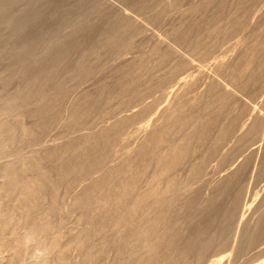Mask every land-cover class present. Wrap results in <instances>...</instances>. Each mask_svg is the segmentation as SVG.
<instances>
[{
  "label": "rangeland",
  "instance_id": "1",
  "mask_svg": "<svg viewBox=\"0 0 264 264\" xmlns=\"http://www.w3.org/2000/svg\"><path fill=\"white\" fill-rule=\"evenodd\" d=\"M76 1L78 2V4ZM198 1L201 5L204 0H154L151 1L149 4L144 5V7L138 5V0L0 1V5L2 4L0 8H2L3 11L2 12L0 9V103H3L10 98L17 97V93L21 92L23 88L26 89L25 80L20 75L19 71H17L14 75L9 74V70L15 58V55L18 54L23 43L28 44L36 41L38 42L37 46L34 48L32 53L26 60L25 64L29 66L33 64L35 59L45 53L46 48L48 50L49 48H53L62 41L71 40L76 38L77 36L80 37L83 33L82 29L89 27V25H98L100 27L99 30L95 31L92 34V40H90L89 42H85L80 46L79 44H73L71 46L68 53L67 61L69 62V58L71 60L70 62L72 63V65L70 62L68 63L65 61L57 66L56 70L64 76L63 85L68 88L65 97L61 101L60 111L59 115L57 116V119L46 129H44L43 132L41 131L38 134V129L36 127L38 126L37 118L32 116L30 114V111L28 110L32 108L35 109L34 107L42 103V96H39V94H36L27 106H23L22 102L19 101L16 108L0 114L3 120H6V122L9 121L7 123H10V121H13L12 123L18 122L12 132V135L10 136L11 140L9 137L5 138L6 140L2 138L3 144L7 141V143H5V145L3 146L2 140H0V146H2L0 147V205L7 207L6 209L1 207L2 210L4 209L5 213H2L3 211L0 209L2 211H0V217H6L5 219H2V217L0 218V225L2 222V224H4V227L2 226L4 229H1L2 227L0 226V245L2 244V240L3 242L6 241V243L4 242V244L0 246V264H40L39 261H41V259L43 260L44 257L46 259L48 258V261L51 264H55L56 261H61L62 258L60 260L59 257L62 256H58L59 254H56L58 250L54 248L56 250L55 252V250L51 248L52 246L47 245L48 241L49 243H51V238L54 234L59 236L60 248L62 246L63 250L67 248L64 250V254L66 255L64 259L66 260L65 262L61 261V264H135L136 262V264H138L137 260L141 258V253H138L139 248H137L140 245L139 243L141 242H139V239H137L140 236L139 232L143 229L142 225H144V223L148 220V216L150 219V216L156 215L159 212H157V210H161V207L159 208V206H162L164 202H162V204L160 205L158 204L159 206L157 205L155 206V208H150L152 210H148L149 213L145 212V216L143 215L142 219L138 220V222L140 220L142 222L140 221L139 223H136L137 226L134 225V228L137 229V231L132 230V234L128 235L129 238H125V243L123 242L124 239L122 237L121 241L118 239L120 238V235L118 233L119 231L116 229V226L118 227V225L116 224L118 223L117 221L115 222V220L114 222L116 224L113 223L115 225L110 226L109 223V225L107 224V226L109 227L104 228L106 230L101 231V229L103 228L102 227L100 229V232L96 231V233L95 231H93L91 232V234H94L90 235V232H88L89 228H87V225L89 223L88 220L89 218L94 217L96 214L100 215L101 213L99 212V214L97 213V211H93V208L89 203L83 204V206L77 205L74 199L76 195L78 193H81V191L84 190V188L88 186V184H91L95 178H98V176H103L104 174L102 173H105V169H107L108 166H113L114 164L117 165V163L122 160L121 156L124 154L123 152L129 150H131L132 152L133 150L138 148L139 144H141L143 140L149 137V132H151L150 130H154L155 128L159 127L161 125L160 123L162 122L163 124H165L167 122L166 118L168 117L169 119L170 115L172 116L180 112L183 113V109L184 111H191L192 105L195 114L200 113V115H198L200 116V118L204 117L203 119L207 120L212 117L215 119L216 113L217 117H219L217 118L219 120L216 119L217 121L215 122V125H213L212 129L214 131L211 130V135L207 140L208 142H210L209 146L214 145L213 143H215V141L217 140H215V138L219 137L218 135H221L222 128H224V125L230 124L228 119L231 120L233 117H235L236 121L234 126L232 127L234 131L231 130V132L226 135L228 137L225 136L224 138H222L225 140H221L223 144L220 143V141V145L218 144L219 146H216V153L214 152V154H211L212 156L209 155L208 158L206 157V154H208L210 148L209 146H206L207 141L205 142L206 150L204 151V144L198 143L199 139L196 140L198 138V136H196V139H193L190 146V148L192 147V150L194 151H191L193 157L189 155L187 157L188 159L186 158L187 160L185 159L184 162H182L184 164H180L181 166L177 168L178 172L176 174H179V177L177 175V181H179V185L177 187L179 189L180 186V188H182V192L179 191L180 189L177 190L175 188L173 192L174 200L172 201L173 203L171 204V206L174 207V205L178 204L180 206V203L186 204L185 200L188 202V200L192 197L191 195L194 193L196 197V202L198 201V205L195 204L196 206L194 208L196 209L199 205V208H201L202 205V209L200 210L203 211V209L206 208L204 207L205 200H207L208 197L210 198L220 193L219 201H217L218 203H220V206L218 205L219 207L217 206L218 208L216 209V212L218 213L217 216H219L217 217L216 215H214L216 217L215 221L213 222L214 229L211 228L215 231L211 232L210 229L211 233H207L211 234L212 236L213 234L214 236H216L215 234L217 232H220V234L217 233V238L215 240L213 239L214 242L212 241V246L207 249V252L202 256L199 262H197L196 259L197 255L191 259L192 261H195L192 262L190 260V262H192L193 264H264V233L255 237L252 240L249 238V235L251 237L252 232L258 228V225L261 222L260 219H262V215H264V39L262 40V34L259 35L261 39L256 37L259 28L260 32L261 30H263L264 33V28H262V26H264V0H255L254 2L249 1L250 3L247 2V5L249 7H245H248V9L245 8L242 11L239 9V5L235 3L237 2V0H230V5L227 4V7L224 9L225 11L222 12L225 16L221 13V15L219 14L220 17H222L223 15L225 20L223 19V17L220 18L219 15H217L216 17L210 19L209 22H206L203 27L196 30V33H192L188 37L180 39V36H178L179 30L186 28L184 27L185 25H190L191 23L188 24L189 20L193 21L201 19V16L205 14V12L203 13L202 9L199 10L202 15L199 14V12L194 13V11L192 10L198 4ZM82 2L84 3V5ZM234 3L236 4V6ZM200 5L198 4V6ZM211 7H213V5ZM211 7L209 9H211L210 11L213 12L214 8L212 10ZM209 9L208 12H210ZM70 10L71 12H69ZM189 10H192L194 15H196L193 16L192 13H190L192 11ZM233 10L234 12L236 10H239V13L238 11L236 12L238 13V16L242 15L241 17L244 22L246 21L245 23L243 22L242 25V27H245L246 29L240 30L237 27L235 29H232L231 31L228 28L229 23L231 21H227L226 16H228V18L231 17V19L235 16L238 17L237 13H234V16L231 14L233 13ZM189 13L191 15H189ZM101 18H103L105 21L101 20ZM116 18L122 19L121 22L123 21L124 24L119 21L120 25L119 23H117L118 26L116 23V25H113L112 22L115 21ZM226 22L229 23L227 24ZM20 23H22V25ZM219 23L222 24H220L219 26ZM246 23L248 24V26ZM4 24L6 25V27ZM216 24L220 28L223 27L222 30H224V27H227L229 30L226 28L224 31H222L220 30V28L215 26L216 28H218V31L220 30V32H223V34H217L218 32H215L216 28L213 27ZM110 25L112 26V28H115V31L111 28ZM123 25L124 27H130V29L125 28L129 33L125 31L121 33ZM116 27L121 28L117 29L119 32H116ZM211 27H213L215 30L213 28L212 30ZM104 28L110 30L109 35L108 32L107 34H105V31L107 30H105ZM103 29L105 30L104 35H107L106 37H109L111 41L107 38L106 41L103 38L105 36H101L100 31H102ZM208 29L210 30V32L208 31ZM118 33L127 34L125 40L126 42L124 41L122 46L120 45V48L113 49L111 53L107 49L110 44L113 43L112 41H114L116 37H118ZM209 33H211V37L208 35ZM251 33H253L254 37ZM206 35L208 36V38ZM255 37L257 39H255ZM196 38L200 40L203 39L200 41L201 45L199 44V47L196 46L199 42L198 40H196ZM203 41L205 43H202ZM194 42H196V48L193 46ZM259 42H261V44ZM254 43L255 46L252 45ZM246 44H250L253 49H250L251 46H246ZM206 46L207 49L208 47L210 48L206 50ZM247 47H249L248 49L251 51L247 50L248 53L246 51L247 55L245 56L246 53L243 52H245ZM258 47H261L263 50L261 48L258 49ZM156 49L160 51L166 50L169 54V57L164 61L162 65L158 63V58H156L159 56V54L157 55V53L159 52H155ZM204 49V54L207 51L205 56H203V54H201L202 52H200ZM259 51L261 52L259 53ZM242 54L246 57V59H244L245 57L241 56ZM250 57L252 58V60ZM97 58L100 59L97 62V65L94 67L93 71L90 72V74L86 75L85 77L79 80L73 79L72 73L75 71V65L78 61L84 60L89 62L90 60H94ZM140 58L146 59L145 66L139 70L134 69L136 68V63L139 61ZM243 59L245 60L246 64H244ZM255 59H257V62L255 61L256 64L254 62ZM258 59H260V61ZM238 62H241L242 65ZM234 65L236 69L233 68ZM253 65L254 67H252ZM127 68L134 69L139 76V80L135 86V91L138 90L137 92L141 94V96L139 95V97H135V93L131 90H128L126 92H120L121 88H119L120 84H118V82H121L122 80H130L129 76L123 74L124 69ZM249 69H251V71H249ZM172 70H174V72H172ZM252 71L257 73L258 76V80L255 83L251 81L253 75ZM248 76H250L251 79ZM159 81H161L160 84L158 83ZM104 82L110 84L111 89L109 90V92L104 93V101H102V103L100 104L102 108H100L99 106L86 116L87 118L84 119L85 121H82L81 123L76 125L70 124V127L66 128L65 126H69L67 122H70L71 120V118L69 117H71V114L73 112L72 110L74 109L73 107H75L77 103H79V101H81L86 96H89V99L92 102L95 101V98L98 96V91ZM246 82L248 83L247 86H245L247 84ZM213 89H215V92L223 90L219 92L222 97H220V99L223 104L221 103L220 99H218V97L220 96L218 95L219 93H215L214 91H212ZM224 90L227 91L224 92ZM49 92L50 94H52V89H49L48 93ZM194 99L196 101L198 99L197 102H199L198 104L200 106ZM190 100H193V103L190 104ZM194 101L196 103H194ZM200 102L204 105H201ZM205 103L207 105L209 104V107ZM219 103L223 109L224 107L226 108V111L222 112L223 110L221 109ZM185 106L188 109L185 110ZM196 106H199V108H196ZM202 106H204V108ZM205 108L207 111L205 110ZM210 109L212 111H209ZM134 110L135 112L138 110L140 112L142 110L144 111H142V115L139 114L140 117L136 115L138 117H136L131 122L127 123L119 130L120 139L115 143V145H113V149L111 150L112 153L110 152L111 154L107 157L105 161L106 163L104 162L105 164H103L100 169H94L87 175L82 176L83 178H77L75 182H73L72 180H63L58 187V191L56 192V202L53 201V189L51 190L52 186L49 187L51 185L49 184V186L45 188V190L41 193L40 197L38 198L37 205L39 208L35 205V208H38V210L36 209V211L32 206L35 210L34 212L31 206L27 207L29 209L31 207V210H29V212L33 211L32 215L42 214V217H45L46 219L49 217V214L47 212L45 213L44 211H46L49 207L48 206L46 208L48 203L51 204V202H55L57 206V212L55 211L56 213H54V215L50 217L52 221L50 229L47 228V230L45 229L42 231L36 229V233H34L35 231H32L31 234V231L28 229V223L30 222L31 218L29 219V214H26V212H28V209L24 206L22 207V205H20L18 201H16L17 204L19 203L18 205L16 203L14 204L15 199L20 198L21 192L17 194L20 188H13L15 191L13 189L7 188L8 184L6 185L5 183L8 181V178L6 176L4 177L3 171L1 169L3 164L6 165L7 163L9 165L11 162L12 164H14V161L15 166L18 165V168H22L25 163H32L39 166L40 168H42V170L50 174V177L52 179L55 176L59 177V162L55 163V159H52L53 161L50 160L51 162L46 161L44 158L46 153L44 154V152L48 153L49 149L54 150L61 145L66 146V144H71L74 140L82 139L83 137H85V135L96 134L95 131H98V129L103 130V126L104 128L112 127L118 120H120L122 116L127 115L129 113L131 114ZM171 110L175 113L173 112V114ZM219 111H221L220 113L222 114H218ZM214 113L215 115H213ZM259 117H261V119ZM200 118L198 119V121L200 120ZM203 119H201L200 121L204 122ZM256 122H258L257 128L254 129L255 131H253L249 135L248 132L250 131V127L252 128L253 123ZM143 123L146 124L145 128L141 127V124ZM29 126L30 128H33V131H35L34 127L37 129L35 132H37L39 137L36 136L35 138L33 136L31 137L30 135V138H28L27 135L23 133L25 131H22V127L29 128ZM189 127L191 130L192 125L186 128L189 129ZM187 129H182L181 132H178L179 134L181 133V135L177 134L175 135L176 138L175 136L174 138L176 140L180 139V141H182L184 135L186 136ZM23 134L25 136H23ZM81 136L83 137L80 138ZM25 137L26 140H24ZM196 143H198V145L200 144V146H198ZM193 144H196V147H194V149ZM201 145H203V149ZM197 148V151L199 152L196 151ZM47 149L48 151H45ZM158 152L161 153V151L159 150ZM194 153L196 154L194 155ZM40 155L43 157H41ZM38 156L43 158L45 162L42 159V163H40L39 159L41 161V158ZM202 156L204 158L206 157L204 164L205 167L200 174L197 173L199 175H194L195 165L193 166V164L195 163L193 161H195L196 163H201L204 160L200 159L202 158ZM153 162H155L156 164V157L153 158L152 163ZM21 164L23 165L21 166ZM150 166L151 164H149L147 168L148 171L155 169L156 171H151L152 174L158 172L156 169L157 167L155 168L152 166L151 168ZM190 166L193 167L190 168ZM197 166L198 164L196 165V168ZM3 167L5 168L6 166ZM149 167L151 169H149ZM238 169H241L240 172H238L237 175H234V173ZM176 170L174 171V173L176 172ZM148 171L145 174V176L147 177L144 176L142 178L143 182L141 181L139 183L140 188L138 186V189L140 190L137 189L139 192L144 189L147 190L146 187H148L149 183L147 185L145 181L149 182L152 179V174ZM174 173L172 174L174 176L171 175V177L176 176ZM33 174L34 171L30 170L25 173V176L27 175L28 177H24L25 179H28ZM149 174H151V176ZM231 175H234V178L232 177V180L226 184L225 182L229 179L228 177H230ZM162 182H164L165 184L166 180L164 179L160 182V184H162L161 186L164 185ZM181 183L183 185H180ZM1 186L2 189L4 187L3 190L6 189L7 191L2 192ZM188 188H190L189 190L191 191H189ZM8 189H10L11 191ZM183 190H186L187 194ZM178 191L182 193L181 196ZM211 194L213 195L210 196ZM17 195H19V197ZM176 196L180 198L179 200L181 201H179L178 198H175ZM184 198H188V200H183ZM176 200L177 202L175 204L174 201ZM84 205H87V208ZM15 206L16 208L19 206L20 207L19 209H16ZM23 208H25V211L23 210ZM21 209L25 212L24 214L21 212ZM228 209L229 211L230 209L232 210L231 214H233V216L231 215V217L225 218L222 213L224 211L226 212V210L228 211ZM19 210L21 211L19 212ZM220 211L223 212L221 213ZM212 212L213 211H211L210 214H212ZM6 215H8V217ZM23 215H28L27 218L25 217L27 219H25L26 221L24 220ZM207 215L209 216V214L206 213L202 217L204 218ZM40 220H42V218ZM46 220L42 222H45ZM203 220L204 219H200V224L203 223ZM170 222H172L171 225L175 227V230H178L177 228H179L180 230L182 229L181 231L184 232L186 236L183 237V240L176 244L177 246L175 245L174 250L181 249V247L185 246L187 238L189 240V236L196 234V231H198V228H196L197 226L195 227V224L189 221V216L185 210L182 211V213L179 214L177 217L175 216L173 220H170ZM185 224L187 227L185 226ZM191 226L192 229L194 228L193 230H191ZM81 231H84V233ZM185 231H187L188 234ZM189 232L191 233L189 234ZM27 233L30 234L29 238ZM79 233H83V237L89 234L87 235L89 240H87L86 242L85 239H87V237L85 239H82L81 237L80 239L83 240L85 243H83V241L80 242V239L77 238V235ZM85 233L87 234L85 235ZM31 235L33 238L30 237ZM26 237L27 239H25ZM206 237L208 239L210 238L208 236ZM17 238L24 239L25 241L22 244L23 246L21 247L20 252L16 250L17 248L14 249V241ZM104 238L105 241L103 242L102 240H104ZM77 239L80 243L84 245L79 244V242H77ZM12 240L14 241L12 242ZM101 242H103V244ZM104 244L106 245V248ZM103 245L104 247H102ZM2 247L4 250H2ZM101 247L105 249H103V251H99L100 249H102ZM47 248L53 250L50 251ZM14 250L15 253L16 251H18L19 254H13ZM137 250L138 254L136 253ZM88 251H90L89 254H91L92 251L91 256H88ZM64 254L63 256H65ZM93 254L95 255L93 256ZM163 256L164 255H162L161 257ZM159 260L161 261L162 258L159 257ZM215 261L218 263H216Z\"/></svg>",
  "mask_w": 264,
  "mask_h": 264
},
{
  "label": "bare ground",
  "instance_id": "2",
  "mask_svg": "<svg viewBox=\"0 0 264 264\" xmlns=\"http://www.w3.org/2000/svg\"><path fill=\"white\" fill-rule=\"evenodd\" d=\"M1 1V0H0ZM7 1V0H6ZM52 1V0H51ZM57 1V0H56ZM60 1V0H59ZM64 1V0H63ZM88 1V0H87ZM99 1V0H98ZM151 1H154V0H138V5L141 6V7H144V5L146 4H149ZM203 1V0H202ZM229 1V2H228ZM235 1V0H234ZM254 2L255 0H237V2H235L237 5H239V9L242 11L243 9H245L246 7L245 6H248L247 2ZM77 2V1H76ZM81 2V1H79ZM83 3V2H82ZM97 3V2H96ZM231 3L230 0H204L202 2V4L200 5V2L198 1V4L200 6H198V4L195 6L194 9H192L194 11V13L196 12H199V10H203V13L205 12L204 15L201 16V19H197V20H189L188 24L191 23L190 25H185L184 27L186 28H183L181 30H179V35L180 36V39H184L186 37H188L189 35H191L192 33H196L198 29H200L201 27H203V25L206 23V22H209L210 19H212L213 17H216L217 15H219L220 13L223 14L222 12L225 11L224 9L227 7V4ZM233 3V2H232ZM234 3V4H235ZM250 3V2H249ZM64 4V3H63ZM68 4V3H67ZM78 4V2H77ZM103 4V3H102ZM133 4V3H132ZM135 4V3H134ZM235 4V6H236ZM2 5V4H1ZM0 5V6H1ZM5 5V4H4ZM30 5V4H29ZM53 5V4H52ZM84 5V3H83ZM213 5V7H211ZM230 5V4H229ZM232 5V4H231ZM92 6V5H91ZM95 6V5H94ZM93 6V7H94ZM101 6V5H100ZM198 6V7H197ZM9 7V6H8ZM55 7V6H54ZM214 8L213 12L210 11L211 9L209 8ZM249 7V6H248ZM248 7L246 9H248ZM131 8V7H129ZM191 8V7H190ZM1 11H2V8H0ZM3 9H4V6H3ZM19 9V8H18ZM65 9V8H64ZM82 9V8H81ZM208 9L210 12H208ZM192 10H189V11H192ZM95 11V10H94ZM192 13L193 16L194 13ZM238 11L239 13V10H236ZM234 12L233 10V13H231L232 15L234 13H237V12ZM3 12V11H2ZM71 12V10L69 11ZM244 12V11H243ZM63 13V12H62ZM106 13V12H105ZM189 13V15H191ZM208 13V14H207ZM212 13V14H211ZM225 13V12H224ZM229 13V12H228ZM238 13H237V16H238ZM242 13V12H240ZM249 13V11H248ZM8 14V13H7ZM64 14V13H63ZM100 14V13H99ZM198 14V13H197ZM220 14V15H221ZM226 14V13H225ZM66 15V14H65ZM84 15V14H83ZM219 15V17H220ZM224 15V14H223ZM222 15L223 19H224V16ZM231 15V16H232ZM245 15V14H244ZM243 15V17H244ZM11 16V15H10ZM80 16V15H79ZM103 16V15H102ZM204 16V17H203ZM230 16V15H229ZM234 16V15H233ZM242 15L238 16V17H229L226 16L227 18V21H231L229 23V26L228 28L232 31V29H235V28H239L240 30L241 29H246L245 27L243 28L242 25H243V22L244 20L242 19L241 17ZM248 16V15H246ZM16 17V16H15ZM36 17V16H35ZM38 17V16H37ZM192 17V16H191ZM200 17V16H199ZM203 17V18H202ZM218 17V18H219ZM220 17V18H222ZM109 18V17H108ZM153 18V17H152ZM43 19V18H42ZM62 19V18H60ZM84 19V18H83ZM107 19V18H106ZM124 19V18H123ZM215 19V18H214ZM230 19V20H228ZM57 20V19H56ZM65 20V19H64ZM101 20H104L103 18H101ZM122 19L120 18H116L115 21L112 22L113 25H116L117 23H119L120 25V22H121ZM208 20V21H207ZM225 20V19H224ZM80 21V19H79ZM78 21V22H79ZM83 21V20H82ZM86 21V20H85ZM105 21V20H104ZM120 21V22H119ZM191 21V22H190ZM33 22V21H32ZM76 22V20H75ZM212 22V21H210ZM246 22V21H245ZM244 22V23H245ZM116 23V24H115ZM123 23V21L121 22ZM227 23V22H226ZM227 23V24H228ZM22 25V23H20ZM124 24V23H123ZM128 24V23H127ZM147 24V23H146ZM220 24L222 23H219V26ZM247 24V23H246ZM5 25V24H4ZM79 25V24H78ZM225 25V24H224ZM101 26V25H100ZM111 26V25H110ZM109 26V27H110ZM118 26V24H117ZM214 25L213 27L216 28ZM219 26H217L218 28H220ZM227 26V25H226ZM246 26V25H245ZM248 26V24H247ZM6 27V25H5ZM12 27V26H11ZM108 27V28H109ZM114 27V26H113ZM124 27V25H123ZM122 29L120 27H116V30L119 28L122 30H120L121 33H123V31L129 33L125 28H129L130 27H124ZM211 27V29L213 28ZM241 27V28H240ZM112 28V26H111ZM213 28V29H214ZM216 28V31L215 32H218L217 34H223L222 31H224L226 28L224 27V30H222L223 27L220 28V30H222L220 32V30L218 31ZM227 28V29H228ZM262 28H264V26H262ZM261 28V29H262ZM13 29V28H12ZM100 27L98 25H89V27H86V28H83V33L80 37H76L74 39H71V40H65V41H62L60 42L59 44H54L56 46H54L53 48H49L47 50H45V53L42 54L40 57H38L37 59L34 60L33 64L32 65H26V60L27 58L29 57V55L32 53V51L34 50V48L37 46L38 42H32V43H23L22 44V47L20 48L19 52L17 55H15V58L11 64V67H10V73L11 75H14L17 71L20 72V75L24 78L25 80V86H26V89L23 88V90L19 93L16 94L17 97L15 98H10L8 99L7 101L3 102V103H0V114H2L3 112H6V111H10L14 108L17 107L19 101L22 102L23 106H27L28 103L32 100V98L36 95V94H39V96H42V103L39 105H37L36 107H34L35 109H28L30 111V114L32 116H34L35 118H37V124L38 126L37 129L34 127L35 131L37 130L38 134L44 129H46L49 125H51L56 119H57V116L59 115V111H60V104H61V101L62 99L65 97V94L67 92V88L65 85H63V79H64V76L60 74V72H58L56 70L57 66L63 62H68L67 61V57H68V53H69V50L71 48V46L73 44H79L82 45L84 44L85 42H89L90 40H92L91 36L92 34L99 30ZM105 29V28H104ZM102 30L100 31L101 32V36H105V34H107L108 32V35L110 34V30H108L107 28L105 30ZM113 30L115 28H112ZM210 29V28H209ZM208 29V31L210 32V30ZM212 29V30H213ZM228 29V30H229ZM49 30V29H48ZM175 30V29H174ZM178 30V29H177ZM215 30V29H214ZM8 31V30H7ZM77 31V30H76ZM81 31V30H80ZM105 31V32H104ZM115 31V30H114ZM195 31V32H194ZM200 31V30H199ZM230 31V32H231ZM236 31V30H235ZM238 31V29H237ZM12 32V31H11ZM78 32V31H77ZM116 32H119L118 30ZM114 33V32H112ZM121 33H118L119 35H117L118 37H116V39L114 41H112L113 43L110 44V46L108 47V51H112L113 49H116V48H120V45L122 46V44L124 43V41L126 40V37H127V34L124 33V34H121ZM174 33V32H173ZM250 33V32H249ZM254 33V32H253ZM253 33H251L253 35ZM81 34V32H80ZM116 34V33H115ZM175 34V33H174ZM211 33H209L208 35L211 37L210 35ZM216 34V33H214ZM262 34V40L264 39L263 37V30H261L260 32V28L258 30V34L256 37L260 38L259 35ZM113 35V34H111ZM170 35V34H169ZM102 36V37H103ZM107 36V35H106ZM103 37L104 40L107 41V39H109V37ZM197 36V35H196ZM207 36V35H206ZM58 37V35H57ZM98 37V36H97ZM193 37V36H192ZM254 37V35H253ZM255 37V39H257ZM5 38V37H4ZM10 38V36H9ZM107 38V39H106ZM191 38V37H190ZM199 38V36H198ZM208 38V36H207ZM246 38V37H245ZM48 39V38H47ZM175 39V38H174ZM178 39V37H177ZM251 39V38H250ZM249 39V41H250ZM261 39V38H260ZM259 39V40H260ZM111 41V39H109ZM128 40V39H127ZM192 40V39H191ZM199 42L197 43L196 46H198L201 42V40L203 39H197ZM211 40V39H210ZM177 41V40H175ZM253 41V40H252ZM101 42V41H100ZM126 42V41H125ZM186 42V41H185ZM197 42V41H196ZM196 42L193 43V46L195 47V44ZM256 42V40H255ZM264 42V40H263ZM104 43V42H103ZM202 43H205L204 41ZM261 44V42H259ZM181 44V43H180ZM184 44V43H183ZM158 45V44H157ZM201 45V44H200ZM224 45V44H223ZM250 45V44H249ZM246 44V46H249ZM255 46V43L252 44ZM259 45V44H258ZM51 46V45H50ZM159 46V45H158ZM211 46V45H210ZM251 46V45H250ZM249 46V47H250ZM257 46V45H256ZM174 47V46H173ZM177 47V46H176ZM199 47V46H198ZM214 47V46H213ZM247 47V49L245 50V52L243 53H246V51H251L249 50ZM44 48V47H43ZM190 48V47H189ZM196 48V47H195ZM210 47H208L209 49ZM261 48V47H258V49ZM159 49V48H158ZM156 49L155 52H159L157 53V55L159 54L158 57V63L159 64H163L164 61L169 57V54L166 50H158ZM167 49V48H166ZM181 49V48H180ZM198 49V48H197ZM202 49V48H201ZM207 49V46H206V50ZM250 49H253V47L251 46ZM256 49V48H255ZM262 49V48H261ZM153 50V49H152ZM169 50V49H168ZM263 50V49H262ZM174 51V50H172ZM204 50L200 51L202 52L201 54H203V56L206 55L207 51L205 52L204 54ZM247 51V53H248ZM257 51V50H256ZM211 52V51H210ZM261 51H259L260 53ZM112 53V52H111ZM178 53V52H177ZM242 53V52H241ZM247 53L245 54V56L247 55ZM263 53V52H262ZM156 54V53H155ZM196 54V53H195ZM258 54V53H257ZM153 55V54H152ZM253 55V54H252ZM256 55V54H255ZM151 56V55H150ZM243 56V54L241 55ZM243 56V57H245ZM171 57V56H170ZM242 57V58H243ZM264 57V55H263ZM96 58V57H95ZM176 58V57H175ZM241 58V57H240ZM239 58V59H240ZM251 58V57H250ZM100 59V58H99ZM99 59H94V60H90L89 62L88 61H84V60H80L77 62V64L75 65V71L72 73L73 75V79H81L83 77H85L86 75L90 74V72L93 71L94 67L97 65V62L99 61ZM246 59V57L244 58ZM243 59V60H244ZM69 62L71 61L69 58H68ZM146 59L144 58H140L139 61L136 63V68L134 69H141L145 66L146 64ZM252 60V58H251ZM260 61V59H258ZM264 60V59H263ZM148 61V60H147ZM179 61V60H178ZM247 61V60H246ZM257 62V59L254 60V62ZM68 62V63H69ZM198 62V61H197ZM244 64L245 63V60L243 61ZM249 62V61H248ZM252 62V61H251ZM250 62V63H251ZM253 62V63H254ZM255 62V64H256ZM263 62V61H261ZM71 63V62H70ZM100 63V62H99ZM148 63V62H147ZM185 63V62H184ZM241 64V62H238ZM67 64V63H66ZM252 64V63H251ZM264 64V63H263ZM64 65V64H63ZM72 65V63H71ZM166 65V64H165ZM180 65V64H179ZM242 65V64H241ZM124 67V66H123ZM187 67V66H186ZM219 67V66H218ZM254 67V65L252 66ZM251 67V69H252ZM68 68V67H67ZM184 68V67H183ZM220 68V67H219ZM218 68V69H219ZM234 69L235 68V65L233 66ZM134 69H124L123 71V74L126 75V76H129L130 77V80L128 81H119L118 84H120V87L121 90L120 92H126L128 90H131L132 92L135 93V97H139V95L141 96V94H139L137 91H135V86L139 80V76L138 74L135 72ZM172 69H175V68H172ZM224 69V68H223ZM251 69H249V71H251ZM61 70V69H60ZM122 70V69H121ZM243 70V69H242ZM248 70V69H247ZM255 71V70H254ZM254 71H252L253 75H252V82L255 83L257 80H258V76H257V73H255ZM170 72V71H169ZM172 72H174V70H172ZM232 72V70H231ZM236 72V71H235ZM234 72V73H235ZM257 72V71H256ZM261 72V71H260ZM249 73V72H247ZM251 73V72H250ZM255 73V74H254ZM259 73V72H258ZM65 74V72H64ZM238 74V73H237ZM246 74V73H245ZM249 75V74H248ZM199 76V75H198ZM239 76H240V73H239ZM238 76V77H239ZM260 76V75H259ZM171 77V76H170ZM227 77V76H226ZM250 77V76H248ZM181 78V77H180ZM229 79V78H228ZM247 79V78H246ZM251 79V77H250ZM72 80V79H71ZM185 80V79H184ZM183 80V81H184ZM219 80V79H218ZM9 81V79H8ZM167 81V80H166ZM220 81V80H219ZM228 81V80H227ZM245 81V80H244ZM76 82V81H75ZM161 81H159L158 83L160 84ZM173 82V81H171ZM226 82V81H225ZM242 82V81H241ZM249 82V81H248ZM157 83V82H156ZM218 83V82H217ZM231 83V82H230ZM244 83V82H243ZM247 83V82H246ZM219 84V83H218ZM217 84V85H218ZM245 84V83H244ZM251 84V83H249ZM7 85V84H5ZM68 85V84H67ZM233 85V84H232ZM248 83L245 85L247 86ZM118 86V85H117ZM152 86V85H151ZM161 86V85H160ZM244 86V87H245ZM211 87V86H210ZM229 88V87H228ZM49 89H52V94H50V92L48 93ZM111 89V85L108 84V83H103L101 88L99 89L98 91V96L95 98L96 100L95 101H91L89 99V96H86L84 97L81 101H79V103H77V105L75 107H73L74 109L71 111L72 114H71V120L70 122H67L69 124V126H65L66 128L70 127V124L71 125H76V124H79L81 123L82 121H85L84 119L87 118L86 116L91 113V111L95 110L96 108H98L100 106V104L102 103V101H104V96H105V92H109V90ZM186 89V88H185ZM184 89V90H185ZM142 90V89H141ZM153 90V89H152ZM211 90V89H210ZM209 90V91H210ZM215 89H213L212 91H214ZM116 91V90H115ZM119 91V90H118ZM223 91V90H221ZM219 91V92H221ZM227 91V90H224V92ZM236 91V90H235ZM215 92V91H214ZM219 92H215V93H219ZM118 93V92H117ZM128 93V92H127ZM133 93V94H134ZM138 93V94H137ZM210 93V92H209ZM229 93V92H228ZM50 94V95H49ZM125 94V93H124ZM149 94V93H148ZM211 94V93H210ZM216 94V95H217ZM126 95V94H125ZM220 95V93L218 94ZM217 95V96H218ZM129 96V95H128ZM173 96V95H172ZM211 96V95H210ZM209 96V97H210ZM215 96V94H214ZM227 96V95H226ZM221 95L218 97V99H220ZM228 97V96H227ZM217 98V97H216ZM222 98V97H221ZM136 99V98H134ZM196 99V98H195ZM194 99V100H195ZM199 99V98H198ZM197 99V101H198ZM207 99V98H206ZM209 100V99H208ZM2 101V100H1ZM106 101V100H105ZM137 101V100H136ZM140 101V100H139ZM190 104L193 103V100H190ZM196 101V100H195ZM194 101V103H196ZM200 101V100H199ZM221 101V99H220ZM203 102V101H202ZM124 103V102H123ZM199 102H197L198 104ZM221 103L223 104V102L221 101ZM225 103V102H224ZM196 104V105H197ZM201 105H204L203 103L200 102ZM206 104V103H205ZM254 104V103H253ZM155 105V104H154ZM178 105V103H177ZM180 105V104H179ZM189 105V104H188ZM195 105V104H194ZM199 105V104H198ZM207 105V104H206ZM209 105V104H208ZM207 105V106H208ZM220 105V103H219ZM150 106V105H149ZM183 106V105H182ZM191 106V105H190ZM193 106V105H192ZM191 106V111H187L186 109H188L186 106L185 110L187 111H184V109L182 110V112L180 113H176L174 114L175 112L172 111V113L174 115H170L169 119L168 117L166 118L167 122L165 124L160 123L159 127L155 128L154 130H150L151 132H149V137L145 140H143L141 142V144H139L138 148H136L135 150H133L131 152V150L129 151H126V152H123L124 154L121 156L122 160L116 164H114L113 166H108L107 169H105V173H102L104 174L103 176H98V178H95L91 184H88V186H86L84 188V190L81 191V193H78L75 197V203L77 205H82L83 204H87L89 203L91 206H92V210L94 211H97V213H99L100 215L98 216H94V217H91L89 218L88 220V225H87V228H89L88 232H90L89 234L92 235L94 233L91 234V232L93 231H97V232H100V229L101 231L103 230H106L104 228L106 227H109L107 226V224L109 225L110 223V226L111 225H115L116 221L118 224V227L116 226V229L119 231V235H120V238L122 237L124 240L123 242H125V238H129L128 235L132 234V230H136L134 228V225H136V223H139L138 220L139 219H142V216L145 214V212H148V210H152L150 208H155V206H157L158 204H162V202H164V204H162V206L158 205L159 208L161 207V210H157V214L156 215H153V216H150V219H149V216H148V220L144 223V225H142L143 229L140 230L139 234L140 236L137 238L139 239V246L137 248H139V252L138 250L136 251V253H141L140 254V259L137 260L138 261V264H193L191 259L196 256L195 258L197 259V262H199L202 258V256L207 252V249L209 247L212 246V243L214 242L213 239L215 240L217 237V233L220 234V232H215L216 236H213L211 234H207L210 232V229L214 227V224L213 222L215 221L216 217L214 215L217 216V212H216V209L220 206L217 201H219V198H220V193L219 194H216L214 196H212L213 194H211L210 196L212 197H208L207 200H205L204 202V207H206L205 209L200 210L202 209V205H201V208H199V206L195 209L194 207L197 204L196 202V197H195V194L191 193L192 197L191 199L188 200V198H184L183 200L187 199L188 202L185 200L186 204H181L180 203V206L179 204L178 205H174L171 206V204L173 203L172 201L174 200V190L175 188L177 190H179L180 192H182V188H180L179 186V189H178V185H179V181L178 180V177H179V174H176L178 172V167H180L181 165H183L184 163V160L190 155L192 156V147L190 148L191 146V142L193 141V139H196V136H198V138L196 140V142L198 143H201V144H204V151L206 150V146H209L210 142H208L207 140L209 139L210 135H211V130L214 131L212 128H213V125H215V122L219 119V117H217V113H216V116H215V119L214 118H209V119H203V118H200V113H196L195 114V111H193V108ZM200 106V105H199ZM199 106L196 108H199ZM206 106V107H207ZM211 106V105H210ZM218 106V105H216ZM178 107V106H177ZM204 108V106H202ZM201 107V108H202ZM209 107V106H208ZM213 107V106H212ZM221 107V105H220ZM227 107V106H226ZM100 108H102L100 106ZM211 108V107H210ZM145 109V108H144ZM169 109V108H168ZM173 109V108H172ZM182 109V107H181ZM180 109V110H181ZM209 109V108H208ZM219 109V108H217ZM221 110L222 112L226 111V108L224 107V109L221 107ZM234 109V108H233ZM232 109V110H233ZM246 109V108H245ZM146 110V109H145ZM175 110V109H174ZM206 110V108H205ZM139 111V110H138ZM135 110L132 111V113L130 114H127V115H124L120 118V120H118L112 127H109V128H104V126L102 127L103 130L101 129H98V131H95L96 134H93V135H85V137L81 136L80 138L82 139H79V140H74L71 144H66L65 145H61L59 147H55L56 149L52 150V149H48L45 150V151H48L47 152H44L43 156L45 158L46 161H50V160H56L55 163H58L59 162V166H58V174H59V177L55 176L53 177V179L55 178H58V179H55L53 180L51 177H50V174H48L47 172H45L44 170H42V168H40L39 166L35 165V164H32V163H25V165L21 164L22 168H18V165L15 166V162L13 161L14 164H12V162L8 165L6 163L3 164V166H6L5 168L2 166V171H3V174H4V177L6 176L8 178V183L6 182L5 184L7 185V188H10V189H15V188H20L17 192V189H16V192L17 194L19 192H21L19 195H20V198L18 199H15V202L14 204L18 201L20 203V205H22V207L24 206L25 208H27L28 206H33L34 209L38 210V198L40 197L41 193L45 190V188L47 186H49V184H51L49 187L52 186L51 190L53 189V193L55 194L57 191H58V187L59 185L62 183L63 180L66 179L67 180H72L73 182H75V180L79 177H82L84 175H87L88 173H90L91 171H93L94 169H100V167L105 164L106 162V159L108 156H110V154L112 153V149H113V145H115V143L120 139L119 137V130L125 126L127 123L131 122L132 120H134L136 117H140V115H142V110L140 113ZM170 111V112H171ZM207 111V110H206ZM205 111V112H206ZM209 111H212L211 109ZM217 111V110H216ZM221 111H219L218 114H222L220 113ZM245 111V110H244ZM138 112V113H137ZM200 112V111H198ZM214 112H215V109H214ZM8 113V112H7ZM170 113V114H172ZM140 114V115H139ZM166 114V113H165ZM248 114V113H247ZM30 115V116H31ZM138 115V116H136ZM197 115V116H196ZM202 115V114H201ZM215 115V113L213 114ZM219 116V115H218ZM198 117V118H197ZM200 118L204 120L203 121H198V119ZM228 118V116H227ZM261 119V117H259ZM217 119V120H216ZM239 119V118H238ZM256 119V118H255ZM19 120V119H18ZM160 120V119H159ZM230 124H225L224 122V128H222V132H221V135H218L219 137L215 138V143H213L214 145L213 146H209V152L208 154H206V157L208 158L209 155L211 154H214V152L216 151L217 149V145L219 144V142L221 140H224L222 138H224L227 134H229L231 132L232 127L234 126L235 124V121H236V118L233 117L231 120L228 119ZM257 120V119H256ZM259 120V119H258ZM39 121V123H38ZM87 121V120H86ZM165 121V120H164ZM9 122V121H7ZM6 120H3V118H1V115H0V140H2V138H10V136L12 135V132L13 130L15 129V126L16 124H18V122L16 123H12L13 121H10V123H7ZM261 122V120H260ZM159 123V122H158ZM249 123V122H248ZM112 124V123H111ZM149 124V123H148ZM218 124V123H217ZM257 124L258 122L256 123H253L252 125V128L250 127V131L248 132V134L250 135L253 131H255L254 129L257 128ZM260 124V123H259ZM82 125V124H81ZM95 125V124H94ZM192 125L191 127V130H190V127L189 129L188 126ZM80 126V125H79ZM72 127V126H71ZM141 127L145 128L146 127V124L143 123L141 124ZM187 127V128H186ZM222 127V126H221ZM23 130L22 131H25L23 133H25V135H27L28 138H30V135L31 137H35L38 136L37 132L33 131L32 129L33 128H29L26 127H22ZM142 129V128H141ZM182 129H187L186 131V136L184 135V138L182 141L179 140H176V136L175 135H181V133L179 134L178 132H181ZM221 129V128H220ZM236 129V128H235ZM100 130V131H99ZM190 130V131H189ZM234 131V130H233ZM98 132V133H97ZM185 132V131H184ZM91 133V132H90ZM93 133V132H92ZM23 134V136H25ZM183 135V134H182ZM121 136V135H120ZM175 136V138H174ZM39 137V136H38ZM37 137V138H38ZM228 137V136H226ZM24 138V137H23ZM174 138V139H173ZM242 138V137H241ZM240 138V139H241ZM250 138V137H249ZM227 139V138H226ZM231 139V138H230ZM243 139V138H242ZM6 140V139H5ZM8 140V139H7ZM11 140V138H10ZM26 140V137L25 139ZM176 140V141H174ZM178 141V142H177ZM208 143H207V142ZM210 141V140H209ZM225 141V140H224ZM42 142V141H41ZM205 142H206V146H205ZM7 143V141L5 142ZM5 143L3 144V140H2V146L5 145ZM74 143V144H73ZM198 143H196L198 145ZM220 143L223 144V142L221 141ZM0 144H1V141H0ZM195 144V145H196ZM212 144V143H211ZM194 144H193V149L194 147H196ZM220 145V144H219ZM218 145V146H219ZM0 146V147H2ZM200 146V144L198 145ZM203 145H201L202 147ZM200 147V148H201ZM161 148V150H160ZM163 149V150H162ZM203 149V147H202ZM239 149V148H238ZM161 151L160 152H158ZM198 150V148L196 149V151ZM208 150V148H207ZM219 150V149H218ZM237 150V149H236ZM195 151V152H196ZM111 152V153H110ZM158 152V153H157ZM194 152V151H193ZM199 152V151H197ZM160 153V154H159ZM216 153V152H215ZM196 153H194L195 155ZM246 154V153H245ZM35 155V154H34ZM118 155V154H117ZM41 156V155H40ZM38 156V157H40ZM41 156V157H43ZM212 156V155H211ZM215 156V155H214ZM242 156V155H241ZM40 157V158H41ZM156 157V164L155 162L152 163V160L153 158ZM193 157V156H192ZM206 157L204 158L202 156V158L200 159H204L200 164L195 161H193L195 164H193V166L195 165V171H194V175H199L203 169H204V164H205V160H206ZM243 157V156H242ZM245 157V156H244ZM191 158V157H190ZM42 159L41 158V161L39 159V162L42 163ZM188 159V158H187ZM186 159V160H187ZM213 159V158H211ZM210 159V160H211ZM225 159V158H224ZM223 159V160H224ZM44 160V159H43ZM44 160V162H45ZM52 160V161H53ZM38 161V159H37ZM199 161V160H198ZM51 162V161H50ZM105 162V163H104ZM5 163V162H4ZM9 163V162H8ZM21 163V162H20ZM208 163V161H207ZM211 163V162H210ZM241 163V162H240ZM245 163V162H243ZM242 163V164H243ZM53 164V163H52ZM149 164H151V168L152 166L153 167H157V171L158 172H155L152 174L151 171L154 172L155 169L153 170H150L148 171L147 168L149 166ZM181 164V165H180ZM198 164L197 168H196V165ZM224 164V162H223ZM236 165V164H235ZM241 165V164H239ZM245 165V164H244ZM51 166V165H50ZM105 166V165H104ZM192 166V167H193ZM224 166V165H223ZM149 167V169H151ZM190 166V168H192ZM243 167V166H242ZM238 168V167H237ZM4 169V170H3ZM177 169V170H176ZM218 169V168H217ZM233 169V168H232ZM34 171V174L29 177L28 179H25V177H28L27 175L25 176V173L27 171ZM56 170V168H55ZM104 170V169H102ZM176 170V172L174 173V171ZM241 169H238L234 175L238 172H240ZM1 171V170H0ZM151 172L152 174V179L147 182L145 181V183L148 185L147 190H141L140 192L138 190V186H139V183L142 181V178L145 176L146 172ZM156 171V170H155ZM54 172V170H53ZM57 172V171H55ZM104 172V171H103ZM175 174L176 176L175 177H171L172 174ZM199 173V174H197ZM242 173V172H241ZM2 174V172H1ZM151 174H149L151 176ZM189 174V173H188ZM178 175V177H177ZM191 175V173H190ZM193 175V176H194ZM224 175V174H223ZM234 175H231L230 177H228L229 179L225 182L226 184L228 182H230L232 180V177ZM241 175V174H240ZM25 176V177H24ZM149 176V177H150ZM174 176V175H172ZM147 177V176H145ZM189 177V176H188ZM240 177V176H238ZM68 178H71V179H68ZM83 178V177H82ZM234 178V177H233ZM166 180V183L164 184V182H162L164 185L161 186L162 184H160V182L162 180ZM210 179V178H209ZM227 179V177H226ZM236 179V178H235ZM234 180V179H233ZM143 182V181H142ZM4 184V185H5ZM232 184V183H231ZM3 185V186H4ZM141 185V184H140ZM146 185V186H147ZM180 185H183L182 183ZM225 185V184H224ZM185 186V185H184ZM189 186V185H188ZM48 187V188H49ZM142 187V186H141ZM140 188V186H139ZM143 188V187H142ZM184 188V187H183ZM191 188V187H190ZM188 188V190L190 189ZM4 189V187H3ZM2 189V186H1V191L2 192H6L7 190H3ZM8 189V190H10ZM13 189V190H14ZM138 189V190H137ZM186 189V188H184ZM193 189V188H192ZM223 189V187H222ZM12 190V191H13ZM187 190V189H186ZM186 190H183L185 191V193L187 194V191ZM216 190V189H215ZM225 190V189H224ZM11 191V190H10ZM15 191V190H14ZM13 191V192H14ZM178 191V192H179ZM191 191V190H189ZM214 191V190H213ZM226 191V190H225ZM1 192V193H2ZM9 192V191H8ZM15 192V193H16ZM179 192V193H180ZM197 192V191H196ZM195 192V193H196ZM208 192V191H207ZM52 193V195L54 196L53 198V201H55V196L57 195V193L54 195ZM189 193V192H188ZM182 193H180V196H181ZM190 194V193H189ZM215 194V193H214ZM12 195V194H11ZM19 195H17L19 197ZM179 195V194H178ZM224 195V194H223ZM194 196V197H193ZM200 196V195H199ZM198 196V197H199ZM166 197V198H165ZM184 197V196H183ZM17 198V197H16ZM175 198H178L177 196ZM236 198V197H235ZM180 198H178L179 200ZM221 200V199H220ZM235 200V199H234ZM181 201V200H179ZM200 201V200H199ZM224 201V200H223ZM236 201V200H235ZM56 202V201H55ZM55 202H51V204L48 203V205L46 206L47 210L44 211L45 213L47 212L49 214V221H48V218L45 219V217L43 218L42 217V214H34L32 215L33 211L29 212V210H31V207L30 209H28V212H26V214H29L24 216V220L27 218L30 219V222L27 224L29 227L28 229L31 231V234H32V231L34 233H36V229L37 230H47L50 229L51 227V219L50 217L52 215H54V213L57 212V206L55 204ZM175 204L177 202L174 201ZM183 202V201H182ZM222 202V201H221ZM18 203V204H19ZM179 203V202H178ZM14 204H13V207H14ZM17 204V205H18ZM196 204V205H195ZM35 205L38 207V208H35ZM219 205V206H218ZM85 207L87 205H84ZM218 206V207H217ZM222 206V205H221ZM224 206V205H223ZM7 208V207H4V206H1L0 205V209L2 210V208ZM20 207V206H19ZM19 207L15 208L16 209H19ZM21 207V208H22ZM32 207V210H34ZM174 209H173V208ZM203 207V208H204ZM25 208H23V210L25 211ZM87 208V207H86ZM199 208V209H198ZM234 208V207H233ZM26 209V211H27ZM56 209V210H55ZM91 209V208H90ZM198 209V211H197ZM0 210V211H1ZM22 210V209H21ZM19 210V212L21 211ZM21 211L23 214L25 213L24 211ZM34 210V212H35ZM36 210V211H37ZM91 210V211H92ZM186 211L188 216H189V221L193 224H195V227L198 228L196 231L197 233L193 234L192 236H189V240L187 238V242L185 244V246L181 247V249H175V245L180 242L181 240H183V237H186L185 236V233L182 232L179 228H177L179 230H175L174 226L171 225L172 222H170V220H173V218L176 216H178L179 214L182 213V211ZM212 214L211 213V211ZM3 211V212H2ZM1 212L2 213H5L4 209L2 210ZM56 211V212H55ZM87 211V209H86ZM89 211V210H88ZM208 211V212H207ZM215 211V212H214ZM229 211V209H228ZM226 210V212L224 211H220L225 218H228V217H231V215L233 216V214H231L232 210L230 209V211L228 212ZM0 212V213H1ZM43 212V214H44ZM31 213V214H30ZM91 213V212H90ZM149 213V212H148ZM206 213L209 214V216H205L204 218L202 216H204ZM7 214V213H6ZM11 214V213H10ZM9 214V216H10ZM47 214V215H48ZM31 215V216H30ZM38 215V216H37ZM91 215V214H90ZM89 215V216H90ZM8 217V215H6ZM42 220H40L41 218ZM145 216V215H144ZM168 216V217H167ZM219 216V215H218ZM217 216V217H218ZM2 217V216H1ZM0 217V218H1ZM26 217V218H25ZM147 217V216H146ZM153 217V218H151ZM207 217V219H206ZM4 217H2L3 219ZM6 218V217H5ZM4 218V219H5ZM10 218V217H9ZM8 218V219H9ZM145 218V217H144ZM1 219V220H2ZM17 219V218H16ZM200 219H204L203 220V223L200 224ZM11 220V219H10ZM27 220V219H26ZM25 220V221H26ZM46 220L45 222H42ZM115 220V222H114ZM261 222L260 224L258 225V228L252 232L251 234V237L249 235V238L252 240L254 239L255 237L261 235L262 233H264V215H262V219H260ZM3 221V220H2ZM1 221V222H2ZM17 221V220H16ZM258 221V220H257ZM10 222V221H9ZM24 222V221H23ZM112 222V223H111ZM142 222V221H141ZM3 223V222H2ZM1 223V227L3 226L4 227V224ZM115 223V224H113ZM225 223V222H224ZM11 224V223H10ZM256 224V223H255ZM174 225V224H173ZM177 225V224H176ZM213 225V226H212ZM15 226V225H14ZM89 226V227H88ZM105 226V227H104ZM137 226V225H136ZM135 226V227H136ZM163 226V227H162ZM186 226V224H185ZM1 228V229H4V228ZM53 227V226H52ZM86 227V226H85ZM113 227V226H112ZM115 227V226H114ZM165 227V228H164ZM177 227V226H176ZM180 227V226H179ZM187 227V226H186ZM194 227V226H193ZM86 228V229H87ZM121 228V229H120ZM134 228V229H133ZM185 228V227H184ZM183 228V230H184ZM85 229V230H86ZM194 229V228H193ZM192 229V226H191V230ZM214 229V228H213ZM28 230V231H29ZM84 230V229H83ZM99 230V231H98ZM3 231V230H2ZM212 231H215V230H212L211 229V232ZM84 233V231H81ZM96 232V233H97ZM131 232V233H130ZM187 233V231H185ZM210 232V233H211ZM30 233V232H29ZM29 233L28 234V238H29ZM38 233V231H37ZM82 233V234H83ZM136 233V232H134ZM191 232H189L190 234ZM223 233V232H222ZM77 234V233H76ZM81 233H79L77 236V238H81L82 239H85L87 237L86 242L87 240H89L88 236L89 234L85 233V237L82 236ZM188 234V233H187ZM117 235V236H119ZM138 235V234H137ZM211 235V236H209ZM80 236V237H79ZM132 236V235H131ZM210 237L209 239L206 237ZM32 237V235L30 236ZM219 237V236H218ZM33 238V237H32ZM51 238V237H50ZM118 238L120 241L122 240V238L120 239ZM207 238V239H206ZM27 239V237L25 238ZM31 239V238H30ZM29 239V240H30ZM52 239V240H51ZM51 243H49L48 241V244L47 245H50L52 246L51 248H56V250L60 251L56 254H59L58 256H62V257H59V259L62 260L63 262H65L66 259H64L66 257V255L64 254V250L67 249L65 248L63 250V246L60 248V245H59V236L54 234L51 238ZM63 239V238H62ZM46 240V239H45ZM14 240H12L13 242ZM28 241V240H26ZM83 240L80 239V242H82ZM103 242L105 241V238L104 240H102ZM116 241V240H115ZM118 241V242H120ZM213 241V242H212ZM6 243V241H4ZM3 240H2V244H4ZM24 239H16L14 241V246L16 250H18L20 252L21 250V247L23 246L22 244L24 243ZM43 242V241H42ZM77 242H79V240L77 239ZM79 244H82L80 243ZM103 242H101L103 244ZM223 242V241H222ZM10 243V241H9ZM83 243H85L83 241ZM126 243V242H125ZM124 243V244H125ZM137 243H138V240H137ZM1 244V245H2ZM101 244V245H102ZM107 244V243H106ZM0 245V246H1ZM46 245V246H47ZM84 245V244H82ZM105 245V244H104ZM104 245L102 247H104ZM116 245H117V242H116ZM177 246V245H176ZM180 246V245H179ZM101 247V248H102ZM128 247V246H127ZM58 248V249H57ZM105 248H106V245H105ZM105 248H102L100 249L99 251H103V249ZM49 249V248H47ZM52 249V250H53ZM60 249V250H59ZM62 249V250H61ZM133 249V248H132ZM131 249V250H132ZM2 250L3 247H2ZM50 250V249H49ZM48 250V251H49ZM50 250V251H52ZM55 250V249H54ZM55 250V252H56ZM18 251H16L15 253V250L13 252V254H19ZM71 251V250H70ZM54 252V251H53ZM95 252V251H94ZM93 252V253H94ZM125 252V251H124ZM62 253V255H61ZM90 251H88V256H91L92 254V251H91V254H89ZM134 253V252H133ZM137 253V254H138ZM163 253V254H162ZM47 254V252H46ZM63 254L65 256H63ZM86 254V253H85ZM103 254V253H102ZM95 254H93L94 256ZM162 255H164L163 257H161ZM43 256V255H42ZM121 256V255H120ZM87 257V256H86ZM122 257V256H121ZM159 257L162 258V260L160 261L159 260ZM45 258V257H44ZM43 260L41 259L40 264H51L49 261H48V258L44 259ZM88 258V257H87ZM91 258V257H90ZM135 258V257H134ZM138 259V258H137ZM218 259V258H217ZM216 259V261H217ZM190 260L192 262H190ZM13 261V260H11ZM61 261H56L55 264H61ZM84 261V260H83ZM88 261V260H87ZM215 261V262H216ZM135 262H136V259H135ZM202 262V261H201ZM214 262V260H213ZM137 263V262H136ZM135 263V264H136ZM218 263V262H216ZM53 264V263H52Z\"/></svg>",
  "mask_w": 264,
  "mask_h": 264
}]
</instances>
